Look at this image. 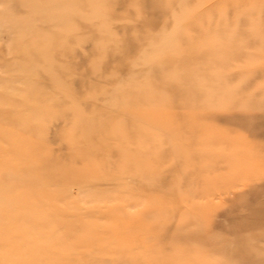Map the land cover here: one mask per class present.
<instances>
[{"label":"rangeland","instance_id":"rangeland-1","mask_svg":"<svg viewBox=\"0 0 264 264\" xmlns=\"http://www.w3.org/2000/svg\"><path fill=\"white\" fill-rule=\"evenodd\" d=\"M0 264H264V0H0Z\"/></svg>","mask_w":264,"mask_h":264},{"label":"bare ground","instance_id":"bare-ground-1","mask_svg":"<svg viewBox=\"0 0 264 264\" xmlns=\"http://www.w3.org/2000/svg\"><path fill=\"white\" fill-rule=\"evenodd\" d=\"M123 11V10H122ZM125 11V10H124ZM143 40H145L144 38H143ZM147 40V39H146ZM142 99V98H141ZM116 101H117V99H116Z\"/></svg>","mask_w":264,"mask_h":264}]
</instances>
